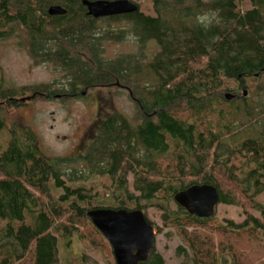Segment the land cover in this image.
<instances>
[{
	"label": "trees",
	"instance_id": "obj_1",
	"mask_svg": "<svg viewBox=\"0 0 264 264\" xmlns=\"http://www.w3.org/2000/svg\"><path fill=\"white\" fill-rule=\"evenodd\" d=\"M130 1L133 13L93 18L81 0H0V38L19 27L34 63L63 76L12 87L0 70V264H88L82 252L61 259L59 240L67 248L73 238L114 264L87 211L138 209L153 228L147 207L160 213L158 231L179 237V264H264V0ZM51 5L65 13L49 15ZM126 37L139 54L105 58L104 43ZM116 82L137 115L112 111L75 157L46 156L31 128L3 115L17 106L11 96ZM202 184L242 220L199 217L174 201ZM138 264L165 263L153 247Z\"/></svg>",
	"mask_w": 264,
	"mask_h": 264
},
{
	"label": "rangeland",
	"instance_id": "obj_2",
	"mask_svg": "<svg viewBox=\"0 0 264 264\" xmlns=\"http://www.w3.org/2000/svg\"><path fill=\"white\" fill-rule=\"evenodd\" d=\"M137 1L140 2L141 7L148 9V0ZM23 36V31L19 27H14L12 34L0 38V70L6 85L21 87L56 82L59 84L63 77L62 73L50 64L34 63L24 47ZM104 49L105 58H114L125 53L134 57L139 54L138 46L131 37H126L122 41H107L104 43ZM143 50L148 59L156 48L149 43ZM94 93L97 95L95 98L90 95L71 100L35 98L32 101H26L22 107L7 109V111L4 109L3 115L7 124L17 122L31 128L36 136L39 150L46 156L75 157L84 150L86 145H83V140L93 127L96 117L106 116L112 111L119 112L129 119L137 115L136 104L128 97L126 91L113 88L111 90L99 89ZM5 141L6 136L1 133L0 145H3ZM130 179L131 177L128 176V181ZM94 182L98 183V180ZM90 183L91 180H86L87 185ZM261 199L264 200V196ZM169 206L172 210L176 209L173 201L169 203ZM145 212L153 224L155 250L162 256L165 264H179L183 258L176 253L177 246L181 244L179 237L169 229L158 231V226H161L158 211L147 207ZM214 216L217 220L222 218L235 222L242 220L237 206L221 203L215 205ZM63 242L62 239L59 240L60 251L63 249L60 253L62 260L70 256L69 252L75 254L82 252L88 257V264H110L105 254L99 250L89 249L87 243L73 238L67 248H64Z\"/></svg>",
	"mask_w": 264,
	"mask_h": 264
},
{
	"label": "water",
	"instance_id": "obj_3",
	"mask_svg": "<svg viewBox=\"0 0 264 264\" xmlns=\"http://www.w3.org/2000/svg\"><path fill=\"white\" fill-rule=\"evenodd\" d=\"M86 14L93 18L133 13L137 4L130 0H81ZM49 15H61L65 10L59 5L47 8ZM247 94L246 90L242 93ZM225 99L233 98L225 93ZM29 97H23L25 101ZM174 201L189 213L199 217H209L214 213L219 196L211 185H193L174 195ZM94 227L105 237L111 246L115 264H138L146 260L149 251L155 246L152 226L138 209L95 208L87 211Z\"/></svg>",
	"mask_w": 264,
	"mask_h": 264
},
{
	"label": "flooded vegetation",
	"instance_id": "obj_4",
	"mask_svg": "<svg viewBox=\"0 0 264 264\" xmlns=\"http://www.w3.org/2000/svg\"><path fill=\"white\" fill-rule=\"evenodd\" d=\"M113 88H117L118 90H123L126 91L128 94V97L130 99H132L131 97V92L129 90V88L124 85V84H120L119 82L114 83V85H110V86H95L92 88H85L83 90H78V91H73L69 88H65L64 91H60L59 93H53L51 95V97L56 98V99H60V100H71V99H76L79 97H85L90 95L91 97H96L97 95H95L94 91L99 90V89H107V90H111ZM25 97H29V99H26L25 101H20L21 98H23L22 95H17V96H11L8 99H10L12 102H15L17 104V106H14L12 109H16L19 107H22L23 104L26 103V101H32L37 97H45V94L43 92H34L31 93L30 95H27ZM19 103V104H18ZM110 113H107L106 116H98L96 117L95 121H94V125L91 128V130L88 131V134L86 135V138L83 140V145H87L88 141L91 139V137L94 134V131L96 130V128L102 123V120L107 117L108 115H110ZM7 122V121H6ZM12 123V122H11ZM13 123H17V122H13ZM18 124V123H17Z\"/></svg>",
	"mask_w": 264,
	"mask_h": 264
}]
</instances>
